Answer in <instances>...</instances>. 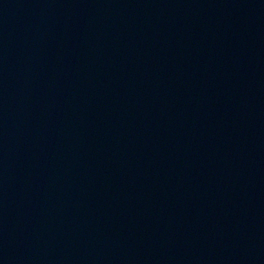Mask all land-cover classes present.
Instances as JSON below:
<instances>
[{
	"label": "water",
	"instance_id": "water-1",
	"mask_svg": "<svg viewBox=\"0 0 264 264\" xmlns=\"http://www.w3.org/2000/svg\"><path fill=\"white\" fill-rule=\"evenodd\" d=\"M0 264H264V0H0Z\"/></svg>",
	"mask_w": 264,
	"mask_h": 264
}]
</instances>
